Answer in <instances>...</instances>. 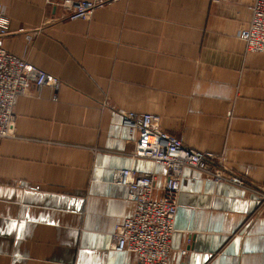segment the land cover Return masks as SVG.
<instances>
[{"label":"crops","instance_id":"1","mask_svg":"<svg viewBox=\"0 0 264 264\" xmlns=\"http://www.w3.org/2000/svg\"><path fill=\"white\" fill-rule=\"evenodd\" d=\"M50 1L0 0L4 48L58 81L19 96L0 138V264L135 261L109 246L134 206L112 172L155 174L158 197L165 170L131 156L125 112L156 114L184 146L264 188V53L239 36L253 0H116L87 20ZM185 176L171 264H264L259 196Z\"/></svg>","mask_w":264,"mask_h":264},{"label":"built area","instance_id":"2","mask_svg":"<svg viewBox=\"0 0 264 264\" xmlns=\"http://www.w3.org/2000/svg\"><path fill=\"white\" fill-rule=\"evenodd\" d=\"M116 0H56L50 1L67 13L69 20H87L91 13ZM9 20L0 6V138L12 136L16 100L30 89L43 86L55 88L57 79L45 70L8 52L3 39L10 33ZM248 52L264 53V0H253L250 20L240 34ZM122 123L137 133L132 157L143 158L161 165L165 179L160 196L154 195L156 176L132 168L115 169L112 183L127 188L134 204L132 213L115 224L109 246L116 252L135 255L131 264H171L175 254L171 240L185 170L199 171L216 182L250 188L259 196L264 207V188L251 185L234 173L219 155L184 146L175 136L161 130L159 116L152 113L125 112ZM185 250L180 252L184 256Z\"/></svg>","mask_w":264,"mask_h":264}]
</instances>
